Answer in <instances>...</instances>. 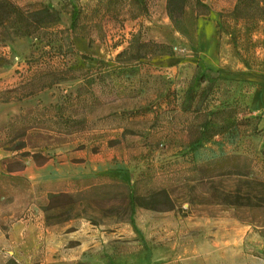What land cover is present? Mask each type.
Masks as SVG:
<instances>
[{"label":"rangeland","instance_id":"rangeland-1","mask_svg":"<svg viewBox=\"0 0 264 264\" xmlns=\"http://www.w3.org/2000/svg\"><path fill=\"white\" fill-rule=\"evenodd\" d=\"M10 1L54 14L0 31V213L54 227L50 194L85 200L91 264H264V207L226 204L252 186L194 168L237 155L264 182V5L188 0L175 22L168 0ZM190 88L210 95L185 111ZM133 184L175 208L131 218Z\"/></svg>","mask_w":264,"mask_h":264},{"label":"trees","instance_id":"trees-1","mask_svg":"<svg viewBox=\"0 0 264 264\" xmlns=\"http://www.w3.org/2000/svg\"><path fill=\"white\" fill-rule=\"evenodd\" d=\"M188 0H168L167 12L169 18L176 22V15H184ZM264 0H239L238 8L245 9H263ZM54 11L48 7L35 10L33 12L25 11L23 8L17 6L10 0H0V31L7 27L13 30L15 37H32L34 33L40 28H46L51 24ZM80 16V10L73 9L72 13V28L76 27ZM7 62L0 58V68L6 65ZM204 77L200 82H204ZM213 81V79H212ZM209 89L203 90L200 93L194 92L190 88L186 94L184 102V110L190 111L192 104L196 99L206 102L209 98ZM134 115L139 112L133 113ZM68 121V120H67ZM66 121V122H67ZM203 136L197 141L203 140ZM247 159L242 156H225L217 160L210 161L203 165H195V170L202 174L203 179L215 180L218 177H238L248 181L252 186V191L247 194L241 192L234 196H229L226 204L236 207H264V182L251 179L250 169L247 168ZM129 193L127 195L128 207L131 209V218L137 208H147L151 210H158L159 205H165L164 210H173L174 203L168 192L165 189L159 191H150L148 196H139L135 191V184L129 186ZM257 190H261L258 191ZM88 204L83 199H77L69 194H50L49 204L45 207L44 212L46 216V224L49 226L60 225L71 220L80 219L87 215ZM91 222L96 224L93 219ZM6 264H20L15 260H10Z\"/></svg>","mask_w":264,"mask_h":264},{"label":"crops","instance_id":"crops-1","mask_svg":"<svg viewBox=\"0 0 264 264\" xmlns=\"http://www.w3.org/2000/svg\"><path fill=\"white\" fill-rule=\"evenodd\" d=\"M102 243L84 219L48 227L40 220L14 222L0 213V264H91Z\"/></svg>","mask_w":264,"mask_h":264}]
</instances>
